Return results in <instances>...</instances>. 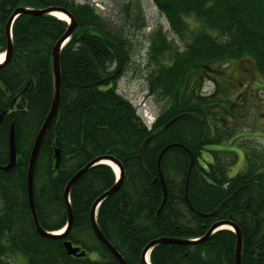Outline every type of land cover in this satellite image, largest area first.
I'll return each mask as SVG.
<instances>
[{
	"label": "trees",
	"instance_id": "trees-1",
	"mask_svg": "<svg viewBox=\"0 0 264 264\" xmlns=\"http://www.w3.org/2000/svg\"><path fill=\"white\" fill-rule=\"evenodd\" d=\"M153 1L186 46L174 47L163 30L150 37L147 91L166 104L149 128L138 108L118 92V82L129 69L130 41L113 30L98 9L76 0H0L1 54L8 46L6 25L18 8H62L77 24L60 52L58 113L34 169L39 223L47 232L65 228L66 186L95 158L112 156L121 163L124 178L119 191L102 202L96 219L106 240L128 264H145L142 252L153 240H200L219 221L240 228L242 264H264V163L232 176L238 153L222 146L221 135L227 143L235 139L239 119L246 116L254 94L247 90L242 101L223 104L227 100L218 97L229 87L219 82L218 94L204 88V76L217 67L251 81L259 76L264 80V0ZM70 26L51 15H20L12 27V55L0 66V114L9 111L0 125V264H12L18 255L27 264H121L91 225L93 204L117 183L110 166H93L72 187L73 225L64 237L40 235L30 210L26 180L32 148L54 99L53 50ZM244 61L251 68L241 66ZM230 77L238 79L237 74ZM238 81L244 86L242 79ZM13 124L17 165L4 171ZM211 136L217 137V148L212 147ZM174 143L191 151L195 165L186 192L189 153L181 146L164 152L161 173L168 197L160 210L164 191L158 158ZM215 210L214 215H205ZM66 241L86 251V256L69 255ZM236 242L234 232L220 230L205 241L159 244L150 254V264H236Z\"/></svg>",
	"mask_w": 264,
	"mask_h": 264
},
{
	"label": "rangeland",
	"instance_id": "rangeland-1",
	"mask_svg": "<svg viewBox=\"0 0 264 264\" xmlns=\"http://www.w3.org/2000/svg\"><path fill=\"white\" fill-rule=\"evenodd\" d=\"M81 3L89 2L96 9L100 10V14L104 19H108L112 22L113 30H117L121 32L126 39L130 42L128 43L130 52V63L129 69L126 70L127 73L121 77L118 82V92L122 94L124 97L130 100L134 104L135 107L138 108L139 113L143 116L149 115L151 117V121L155 120L162 108L165 106L166 101L160 100L159 98L150 96L148 90V81L145 76V73L149 70V52L151 46V35L154 31L162 29L164 33L168 35V39L170 42H173L174 47L184 49L186 46V41L181 39L179 36L174 34L169 26L170 23L167 17L162 14L153 0H78ZM188 41H190L189 37H186ZM244 68H249L250 64L247 62H242L240 64ZM251 68V67H250ZM223 70V71H222ZM224 72V73H223ZM237 74L238 79H234L230 77V75L234 76ZM210 76L205 75L206 79L204 80L205 92L214 90L213 79L220 82L222 85L229 87L226 89L227 94L224 96H219V99L227 100L223 104L231 103L233 101H242L243 95L242 92L245 93L247 90L250 91V94H254L251 97V102L249 106H246L245 111L246 116L240 117L239 121L241 123L240 126H237L236 130L241 132L243 128L246 130H250L249 132L255 133L257 136L259 132L261 136H258V140L252 142L245 139L247 145L252 146L251 144L258 145L260 152H264V80L259 76L258 79L251 81L250 77H246L240 75V73H236V71H228L227 68L217 67L215 72L209 73ZM244 86H240V81ZM233 81V82H232ZM233 84H232V83ZM246 84V85H245ZM262 89H261V88ZM253 88V89H250ZM244 113V112H242ZM147 121V120H146ZM221 128V127H220ZM259 130V131H257ZM223 141H225V136L223 133ZM240 133L237 134L235 139H231V141L227 144L222 145L223 147L228 148L229 150L237 148H232L231 144H236L241 146L243 140L239 137ZM213 140L212 147L215 146L216 136H211ZM230 140V139H229ZM251 143H250V142ZM257 143V144H256ZM248 147V146H247ZM217 148V147H216ZM208 149H211L209 147ZM240 158V157H239ZM238 162L233 167V172L237 171L236 166ZM12 264H27L23 255H18L14 260H12Z\"/></svg>",
	"mask_w": 264,
	"mask_h": 264
},
{
	"label": "water",
	"instance_id": "water-1",
	"mask_svg": "<svg viewBox=\"0 0 264 264\" xmlns=\"http://www.w3.org/2000/svg\"><path fill=\"white\" fill-rule=\"evenodd\" d=\"M52 12H63L65 13L69 18H70V28L68 29V31L66 32V34L59 40V42L56 44L54 50H53V75H54V82H55V92H54V99H53V103H52V107L51 110L36 138L34 147L32 148V153H31V158H30V163H29V168H28V179L27 181V189H28V200H29V205H30V210L33 216V220H34V224L36 226V229L38 231V233L44 237H48V238H59V237H64L65 235H67V233L70 231V229L72 228L73 225V211L71 208V203H70V192L72 187L74 186V184L80 179V177L86 173L90 168H92L93 166H98L101 164H104V162L106 161H111L115 164V166L118 167L119 171H120V178L119 181L107 192H105L104 194H102L93 204L92 208H91V225L92 228L96 234V236L98 237V239L108 248V250H110L114 256L117 258V260H119V262L121 264H128L126 262V260L122 257V255L116 250V248L108 241L106 240L107 238L104 236V234L102 233L101 230H99V226L97 223V212H98V208L100 207V205L102 204V202L104 200L107 199V197H110L112 195H114L116 192L119 191L123 178H124V169L121 165V163L116 160L114 157L112 156H100L95 158L94 160H92L88 165H86L82 170H80L77 174H75L73 176V178L70 180V182L68 183V185L66 186L65 189V193H64V200L66 201L67 205H68V223L66 225V227L63 229V233H52V232H47L45 231L40 223H39V219H38V215H37V210H36V206H35V198H34V173H35V166H36V162H37V158H38V154L40 151V147L42 145V142L44 140V137L46 136V133L48 131V129L50 128L49 126H51L53 120L55 119L57 113H58V108H59V103H60V98H61V82H62V72H61V65H60V55H61V51L63 49V47L65 46V41H67L72 34L74 33V30L77 29V24L76 22L73 20V18L69 15V13L65 10H62L61 8H56V7H49V8H45L41 10H34V9H29V8H18L17 10H15V12H13L12 16L10 17L8 23H7V36H8V47H7V54H6V61L9 60V58L12 55L13 52V45H12V23H14V21L22 14H31L32 15H52ZM13 108V105L12 107ZM9 111L6 110L3 113L0 114V125L2 124V122L4 121V119L7 117ZM176 120V119H174ZM171 121L170 123H168L165 128L169 127L173 122L175 121ZM15 128L14 124L12 125L11 132H10V141H9V162L7 165L1 167L2 170L4 171H9L15 168V166L17 165V157H18V153H17V145H16V138H15ZM150 141V138L146 140V142H144L145 144L143 145V147H145V145ZM176 146H181L183 148H185L190 155V159H191V163H190V168L189 171L187 172V183H186V192H188V186L190 182V178H191V174H192V170L193 167L195 165V160L194 157L191 153V151L180 144H171L168 145L164 148V150L162 151V153L160 154L159 158H158V166L160 169V173H161V161H162V157L164 155V152H166L168 149H170L171 147H176ZM55 158H56V162L57 165L59 164L60 161V150L57 149L55 152ZM112 167V166H111ZM160 180L163 186V191H164V199L162 202V205L160 210L163 208V206L166 203L167 197H168V190H167V186L165 184L164 178L162 173L160 174ZM239 191V190H238ZM235 192L232 196H230V198H232L236 193ZM217 210H215L214 212L210 213V214H205L206 216H211L214 215L216 213ZM231 226L233 228V232L237 235V246H236V254H235V259H236V264H242V234L241 231L239 229V227L235 224L232 223L230 221H219L213 224V226L209 229V231L207 232V234H205V236L203 238H201L200 240H183V239H174V238H160L157 240H153L152 242H150L145 249L142 252V261L145 264H150V260H148V256L150 258V253L152 252V250L159 244H165V243H175V244H191V243H196L199 241H205L207 240L212 234L216 233L220 227L222 226ZM64 246L68 252L69 255L71 256H76V257H84L86 256V251H82L80 247H75L71 242H65Z\"/></svg>",
	"mask_w": 264,
	"mask_h": 264
},
{
	"label": "flooded vegetation",
	"instance_id": "flooded-vegetation-1",
	"mask_svg": "<svg viewBox=\"0 0 264 264\" xmlns=\"http://www.w3.org/2000/svg\"><path fill=\"white\" fill-rule=\"evenodd\" d=\"M213 83H214V90L216 92V94H218L220 91H219V82L214 80L213 79ZM216 97V95L214 96ZM264 114V113H263ZM264 125V123L262 124ZM250 130H246V128H243V130L241 132H239L241 135H239V137H241L240 139L243 140L241 146L238 145L237 147V153H238V165L236 166V169L237 171L233 172V174L237 173V174H240V173H244V172H247L248 169H250V167L252 166V169L251 170H257L263 163H264V152H260V149L258 147V145H255V144H251L252 146H249L247 145V142H245L246 138L250 141H254L255 140H258V136H261V133L259 132V135L257 136L255 133H252V132H249ZM259 131V130H257ZM249 141V142H250ZM225 144H227V141H224ZM251 143V142H250ZM257 144V143H256ZM248 146V147H247ZM226 148V147H225ZM228 149V148H227ZM248 151L249 152H252L254 154H250L248 156ZM258 158V159H256ZM255 164H257L258 166H255ZM231 175H232V171H231ZM247 187L249 185H243L242 187ZM242 189V188H240Z\"/></svg>",
	"mask_w": 264,
	"mask_h": 264
},
{
	"label": "bare ground",
	"instance_id": "bare-ground-1",
	"mask_svg": "<svg viewBox=\"0 0 264 264\" xmlns=\"http://www.w3.org/2000/svg\"><path fill=\"white\" fill-rule=\"evenodd\" d=\"M76 2L78 3V4H83V3H81L80 1H78V0H76ZM62 9V8H61ZM64 10V9H63ZM66 11V10H65ZM98 11L100 12V10L98 9ZM162 13V12H161ZM163 14V13H162ZM70 15V14H69ZM165 15V14H164ZM51 16H54V17H56L57 19H59V20H62V21H64V22H66L68 25H70L69 24V20H70V18L65 14V13H63V12H52V15ZM71 16V15H70ZM166 16V15H165ZM72 17V16H71ZM73 18V17H72ZM10 19V18H9ZM9 21V20H8ZM169 21V20H168ZM15 22V21H14ZM170 23V22H169ZM12 24H14V23H12ZM170 26V25H169ZM12 27H13V25H12ZM171 27V26H170ZM159 30H162V29H159ZM159 30H156V31H154L153 32V34L154 33H156L157 31H159ZM171 30H172V28H171ZM6 31H7V25H6ZM68 31V30H67ZM11 32H12V30H11ZM6 34H7V32H6ZM66 34V33H65ZM64 34V35H65ZM152 34V35H153ZM63 35V36H64ZM151 35V36H152ZM62 36V37H63ZM72 37V36H71ZM71 37L67 40V41H65V46L69 43L68 41H70V39H71ZM9 39V38H8ZM59 42V41H58ZM57 42V43H58ZM64 46V47H65ZM8 47V46H7ZM63 47V48H64ZM63 50V49H62ZM7 49L4 51V52H2V54L0 53V66H2V65H5L7 62H8V60L6 61V54H7ZM62 52V51H61ZM116 72H117V69L115 70V72L110 76V78H113L114 77V75L116 74ZM62 83V82H61ZM54 87H55V82H54ZM56 118V117H55ZM54 121V120H53ZM13 129H15V128H13ZM41 130V129H40ZM49 130V129H48ZM40 132V131H39ZM48 132V131H47ZM47 134V133H46ZM144 150V147H142V151ZM164 150V149H163ZM162 150V151H163ZM162 151H161V153H162ZM160 153V154H161ZM104 164L105 165H108V166H112V168H114V170H115V172H116V174H117V176H118V178H119V175H120V171H119V169H118V167L117 166H115V164L113 163V162H111V161H106V162H104ZM227 201V200H226ZM226 201L224 202V203H226ZM240 229V228H239ZM220 230H232L233 231V228L231 227V226H222V227H220L219 228V230L218 231H220ZM241 231V230H240ZM57 234L58 233H60V234H62L63 232L62 231H59V232H56ZM241 234H242V232H241ZM237 236V235H236ZM237 243V242H236ZM235 243V244H236ZM236 246H237V244H236ZM235 254H236V252H235ZM148 260H149V256H148ZM236 260V259H235Z\"/></svg>",
	"mask_w": 264,
	"mask_h": 264
}]
</instances>
